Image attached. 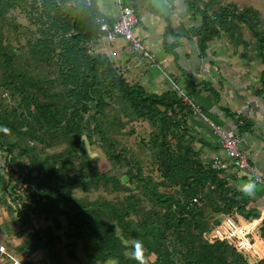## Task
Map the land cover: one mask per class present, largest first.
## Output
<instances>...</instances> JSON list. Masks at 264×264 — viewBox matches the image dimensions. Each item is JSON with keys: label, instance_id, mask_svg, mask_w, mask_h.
<instances>
[{"label": "trees", "instance_id": "1", "mask_svg": "<svg viewBox=\"0 0 264 264\" xmlns=\"http://www.w3.org/2000/svg\"><path fill=\"white\" fill-rule=\"evenodd\" d=\"M186 1L202 22L195 36L203 56L211 42L227 37L234 48L242 46L246 58L264 67L261 11L226 0ZM123 4L137 14L128 0ZM95 5L88 7L85 0H0V89L14 100L11 106L0 105V179L9 208L28 234L20 250L44 251L42 264H67L64 249L78 260L81 245L90 261L138 264L131 253L132 242L139 240L145 264H264V257L249 261L230 243L207 240V232L220 222L211 223L208 210L217 213L233 203L246 218L260 217L255 211L245 214L251 195L232 185L238 175L234 165L215 169L214 160L203 158V148L196 149L200 140L189 121L194 116L209 119L192 95L177 83L156 94L129 80V66L150 63L140 64L141 54L122 38L117 41L125 42L134 55L131 65L122 66L116 52L102 49L98 20L112 22ZM20 10L37 28L24 27L31 39L23 51L4 47L1 35L8 25L21 28L14 20L7 23L9 15ZM245 31L253 42L245 40ZM181 92L192 97L205 118ZM255 94L264 101V69ZM250 108L240 113L226 110L236 121L235 134L219 127L239 141L241 150L240 137L252 126ZM206 122L221 147L213 122ZM135 123L152 128L148 141L139 143L142 157L114 136H130L124 130ZM84 137L91 144L99 140L110 166L107 172L79 153ZM150 160L156 170L144 167ZM242 176L245 183L254 181L251 175ZM75 188L85 197L75 196ZM59 217L66 218V236L73 240L62 249ZM41 220L47 225L37 226ZM261 233L264 240V223Z\"/></svg>", "mask_w": 264, "mask_h": 264}, {"label": "crops", "instance_id": "2", "mask_svg": "<svg viewBox=\"0 0 264 264\" xmlns=\"http://www.w3.org/2000/svg\"><path fill=\"white\" fill-rule=\"evenodd\" d=\"M95 4L102 17L112 23L118 19V8L114 0H100ZM130 4L135 7L139 18L135 34L155 55L158 67L149 68L147 63L140 68L129 66L126 77L156 94H163L177 83L194 97L210 121L233 134L236 133V121L230 118L226 110L240 113L251 105L249 115L252 119L248 123L252 126L240 137L242 150L257 170L264 173V126L261 125L264 124V101L255 94L264 67L257 64L255 59L246 58L243 48H234L225 37L211 42L207 56H203L195 36L202 22L199 15L190 10L186 0H152L151 7H147V2L143 0H134ZM111 52H116V61L120 60L122 66L129 59H134L132 51L121 40L117 41ZM128 65H131L130 62ZM189 123L199 136L198 150L203 148V158L208 161L224 158L219 139L206 120L194 116ZM234 177L236 181L232 185L240 189L245 184L244 177L239 173ZM1 183L0 179V248L5 249L7 256L0 254V261L11 264V259H15L21 263L31 261L33 264H42L46 257L44 251L28 254L24 252L26 249L20 250L28 234L24 228L20 230L19 223L15 222L17 229L13 226L17 215L9 208L6 191ZM252 185L251 202L245 214L250 210L261 217L263 189L256 186L254 181ZM208 212L211 223L221 221L224 217L238 220L241 224L256 220L255 217L246 218L239 214L233 203L223 206L217 213L211 210ZM262 242L264 246L263 239ZM260 251L264 257V247H260Z\"/></svg>", "mask_w": 264, "mask_h": 264}, {"label": "built area", "instance_id": "3", "mask_svg": "<svg viewBox=\"0 0 264 264\" xmlns=\"http://www.w3.org/2000/svg\"><path fill=\"white\" fill-rule=\"evenodd\" d=\"M97 1L99 0H85L88 7L93 6ZM114 1L118 8V19L112 24L106 23L102 19L98 20L101 24V32L103 33V37L99 44L104 51L109 52V48L113 49L118 38H122L129 44L128 46L132 51L141 54L139 61L140 64L143 60H147L151 63L156 59L155 55L150 52L146 47V44L135 34L136 27L139 24V18L135 10L132 7L124 5V0ZM181 94L186 103H189L190 105L193 103L192 97L187 96L182 92ZM192 107L203 116L195 104H192ZM205 120L209 121L206 118ZM210 124L221 137V148L224 157L214 159V168L225 170L231 167V165H234L239 174L245 173L251 175L255 183L263 189V195L261 197L263 212L260 218L248 221L245 224H238L232 218L224 217L207 232L206 238L210 242L226 241L233 245L239 253L247 257L249 261L253 260L258 262L263 259L260 247H264L261 233L264 223V173L259 172L255 167L251 166L249 158L242 152L239 146V141L225 134L213 123L210 122ZM196 201L197 200H194V203H196ZM0 252L3 255H7L3 248H0ZM11 260V264H23L15 259ZM0 264H3V262L0 261Z\"/></svg>", "mask_w": 264, "mask_h": 264}, {"label": "rangeland", "instance_id": "4", "mask_svg": "<svg viewBox=\"0 0 264 264\" xmlns=\"http://www.w3.org/2000/svg\"><path fill=\"white\" fill-rule=\"evenodd\" d=\"M100 1V0H99ZM98 1V2H99ZM134 0H128V3H133ZM144 2H147V7H151V1L152 0H143ZM229 3H234L237 4L239 7H247V6H252L255 9H258L259 11H261L263 18H264V0H226ZM8 21L7 23L10 24L11 21L10 20H14L15 21V25H21V28L19 29H15L13 27H11L10 25H8L7 27L4 28L3 34H1L4 38H3V46L7 47V46H11L14 48V50H20L23 51L24 47H27L26 42L31 39L30 35H27V31L26 28L24 29V27H30V29L32 31H36L37 28L35 26H31L29 25L27 19H26V15L20 10V11H16L13 14L11 13L9 15V17L7 18ZM18 27V26H17ZM245 40H247L248 42H253L254 41V37L250 34V32L245 31ZM167 35H170V33L166 32ZM227 39V37H225ZM234 42V41H233ZM233 42H229V44L231 46H235L233 44ZM113 47V46H111ZM242 48V46L240 47ZM221 49V48H219ZM112 49L109 48V51H111ZM234 59V57H232ZM237 60V59H235ZM243 60V59H242ZM238 62H241V59H238ZM158 61L157 59H155L154 61H152L149 64V68H154V67H158L157 66ZM55 76H53L54 78ZM52 78V79H53ZM6 104L8 106H11L14 103V100L12 99V97L10 96L9 92H5L3 93V91L0 89V105L2 104ZM152 128L149 127L148 124L146 123H135L133 124L131 127H127L124 130L125 132H130L131 135L130 136H122L119 133L114 135L115 137H117V139L122 143L125 144L129 149L134 150L136 153H138L141 157L144 155H141V152L139 150V143L141 140H145L148 141V135L151 134ZM98 139L96 138L94 140V144H91L86 137L83 138V141L81 143L80 146V152L81 154L86 153V155L88 157H90V159L93 161V165L97 168V170H99L100 172L104 173L107 172L110 169L109 163L107 161V158L102 150L101 145L98 143ZM196 149H198L196 147ZM61 150V149H60ZM58 151H50L51 153H57ZM144 154V152H142ZM27 160L24 159L21 161L20 164L25 163ZM2 163V161H1ZM77 166L79 165V163L76 161ZM146 164V165H145ZM148 165V166H147ZM153 167V161H146L144 163V167L145 168H149V170L152 169ZM156 168V167H155ZM154 169V167H153ZM156 170V169H154ZM32 175L36 176V172L32 171ZM259 186V185H256ZM73 193L75 196L77 197H85V194L79 189V188H75L73 189ZM96 195L93 194L92 196H90L91 198L95 197ZM19 217L15 218V221L13 223V226L16 227L15 222L19 223V227L20 230H23V227L20 223V219H18ZM59 221L62 225V229L59 230L57 232V235L60 237L61 239V243L58 244L59 248H64L65 244L68 242H72L73 240L71 238H69L68 236H66V234L68 233V222L66 220L65 217H59ZM238 224H241L242 222L235 220ZM35 225L37 224V221H34ZM39 224L37 226L39 227H44L47 225L48 222H46L45 220H41L40 222H38ZM53 226L55 227V225L53 224ZM11 227V226H10ZM17 229V227L15 228ZM14 229V230H15ZM18 231V230H17ZM68 250H65L62 252L63 253V259L67 264H101L98 262H94V261H90L88 260L83 252H82V248L81 245L77 248L76 250V256L78 258V260H75L71 257L68 256ZM107 264H113L111 263H107Z\"/></svg>", "mask_w": 264, "mask_h": 264}, {"label": "clouds", "instance_id": "5", "mask_svg": "<svg viewBox=\"0 0 264 264\" xmlns=\"http://www.w3.org/2000/svg\"><path fill=\"white\" fill-rule=\"evenodd\" d=\"M4 131L7 133L9 129L5 128ZM252 188L253 185L251 183H245L241 185L240 191L245 194H250ZM132 246L134 248V251L131 253V258L138 261V264H145L142 243L139 240H136L132 242ZM113 264H116V262H113Z\"/></svg>", "mask_w": 264, "mask_h": 264}]
</instances>
